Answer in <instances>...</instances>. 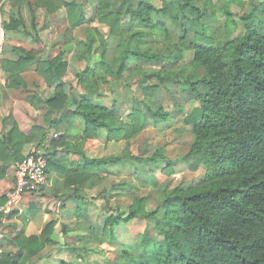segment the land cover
<instances>
[{
    "label": "trees",
    "instance_id": "trees-1",
    "mask_svg": "<svg viewBox=\"0 0 264 264\" xmlns=\"http://www.w3.org/2000/svg\"><path fill=\"white\" fill-rule=\"evenodd\" d=\"M200 1L120 0L116 5L113 0H98L97 23L108 27L109 36L119 40L120 60L106 59V39L102 37L100 41L93 33L100 34L99 28L91 29L89 38L77 43L78 60L84 61L86 66L75 76L71 74L63 54L52 60H42L45 46L38 36L33 11L32 29L36 31L37 45L18 44V60L3 61V71L8 74L13 88H27L20 74L33 64H37V73L46 83L56 84L54 97L45 102L50 113L61 111L65 114L70 109L67 105L71 106L76 101L77 107L71 113L82 122L80 141L68 140L72 138V133L67 131L52 138L50 143L54 149L64 147L67 158L68 155L79 156L76 166L72 164L75 169H67L62 165L66 159L62 158L61 162L48 155V150L45 155L49 163L48 175L50 170H56L65 177L67 187L74 186L68 189L66 197L84 200L82 208L75 205L74 209L75 217L85 218L83 207L88 198L82 192L103 178L108 167L128 160L125 156L92 158L88 153L98 145L102 131H105L109 142H129L140 135L150 122H168L170 114L154 100L153 93L148 91V83L156 78L166 88L165 82L171 77L166 68L149 72L145 68L135 69L136 74L141 76L139 84L144 89L146 113L141 108L135 109L128 125L118 121L112 109L95 104V99L100 98L103 86L118 82L130 85L129 81H124L125 74L132 72L127 62L140 65L141 61L150 64L171 61L175 57L170 49L173 29L170 30L167 20L179 27L178 42L174 45L176 55L181 57L185 52L192 53L193 64L204 73L175 81L197 104L183 120L186 127H193V143L183 160L193 172L203 167L205 176L195 187H177L166 194L160 207L162 212L148 213L146 198H136L126 218L110 216L103 222L105 234L114 242L118 240L116 230L121 225L139 218L154 224V230L163 237V242L159 243L144 234L138 243L142 259L130 254L121 257L124 264H264V34L255 28H248L243 36L222 47L217 46L215 37L207 35L208 28L203 24L206 9H201ZM207 1L210 4L213 0ZM154 2L160 3V7ZM250 2L252 11L242 19L254 25L256 0ZM29 4L30 0H8L12 9ZM3 5L0 0V13ZM262 7L264 13V4ZM35 8L44 9L48 16L66 9L71 29L95 22L76 2L35 0ZM137 24L151 29L146 33L131 31ZM194 24H202L203 27L195 30ZM23 25L22 19L14 18L4 24L7 32L17 31ZM155 33L168 42L164 47L168 54L154 53L152 47L146 50L138 46L139 40ZM97 42L99 47H95ZM96 53H100L97 68L102 66L105 76L93 80L94 70L90 64ZM110 78H113L112 82ZM66 86H70L69 95ZM154 87L159 89L158 85ZM79 88L83 91L77 92ZM73 94H76V100L71 98ZM57 122L55 119L54 124ZM32 142H35L34 136L24 135L18 124L8 138L0 141V182L13 164L25 158V147ZM37 142L38 148L45 145V136ZM159 160L166 167H172L173 163L159 152L147 161ZM43 191L44 188L41 193ZM110 195V192L102 194L106 206L110 204ZM5 202L6 197L0 198V204ZM59 225L58 219H55L38 234L28 236L26 232L19 233L12 239L17 251L1 254L0 264H38L34 259L47 248L63 247L55 238ZM65 225H60L61 232H67Z\"/></svg>",
    "mask_w": 264,
    "mask_h": 264
},
{
    "label": "rangeland",
    "instance_id": "rangeland-1",
    "mask_svg": "<svg viewBox=\"0 0 264 264\" xmlns=\"http://www.w3.org/2000/svg\"><path fill=\"white\" fill-rule=\"evenodd\" d=\"M119 1L113 0L116 5L119 4ZM71 2L81 4L88 13V17L95 22L71 29L69 21L66 22V9L56 14L57 17H55L56 15H47L44 24L37 25L39 38L45 46H51L52 49L45 52L42 60H51L62 52L71 74L75 76L82 72L86 66L84 61L78 60L75 42L77 44L79 40L85 41L90 36L89 30L99 28L101 36L96 32L93 33L100 41L102 37L106 39V59L118 62L120 60V51L118 52L117 49L119 40L109 36L108 27L97 23L98 0H71ZM263 4L264 0H256L257 10L253 17V20L256 19V23L254 25L251 21L242 19L243 17L246 18L252 11L250 0H213L210 4L207 0H202L199 6L203 10L206 9V18L203 24L208 28L207 35L214 36L215 44L222 47L226 43L246 34L248 28H255L259 33L264 34V13L261 11ZM154 5L160 7L161 4L154 2ZM4 6L5 4L2 8V15L4 18H8L11 13L5 11ZM25 7L31 10L33 8L32 0ZM33 11H29L28 14L31 16ZM29 20H31L30 17ZM167 24L170 26V30L173 29L171 31L173 42L170 49L175 53V57L171 61L165 60L160 64L141 61L140 65H135L133 61L127 62L126 64L132 72L125 74L126 79L124 81H129L130 85H122L121 82H118V84L113 83L101 87V96L97 100L95 99V104L112 109L118 121L123 124H130L129 117L135 109L141 108L146 113L145 104L143 103L145 100L144 89L139 84L141 76L136 74L137 70L135 69L145 68L149 72L166 68L171 77L170 81L165 82L169 89L167 90V87L165 88L156 78H153L149 80L148 86L150 87L148 91L153 93V98L155 97L154 100L158 101V105L170 114V120L161 124L150 122L140 135L129 142L125 140L109 142L105 131H102L98 145L88 153L89 156L92 158L125 156L128 160L123 164L108 167L103 178L96 181L92 188L82 192V195L88 198L85 200L87 203L83 207V210L86 211L85 218L75 217L74 209L75 205L82 208L84 200L69 199L67 201L65 204L68 206L69 211L67 217L62 216L63 218L58 219V221L60 225L66 224L68 230L66 233L61 232V226L59 225L55 232L56 240L63 247L60 249L58 247L47 248L42 255L34 259L38 264H124L123 261L121 262V257L130 256V254L136 259H142L138 250V243L144 234L156 242H163V237L154 230V224L139 218L131 223L121 225L116 230L118 240L114 242L105 234L103 222L110 216L126 218L136 198H146V211L148 213L157 210L162 212L163 209L160 207L166 194L177 187H195L204 179L205 169L203 167L193 172L183 160L193 143V127H186L183 120L185 115L192 112L197 104L183 91L180 84L175 83L177 80H184L189 76L195 78L197 75L201 76L204 73L193 64L192 53L185 52L184 56L181 57L176 55L174 45L178 42L179 27L172 24L170 20H167ZM194 27L195 30H200L203 25L194 24ZM149 29L151 28L146 25L137 24L134 25L131 31L146 33ZM35 38L36 31L31 26L24 28L16 37L17 40H14L15 42L11 44L13 46L10 49L12 51L15 45L22 46L23 43L29 44V46L34 45ZM56 38H60L61 41L57 42ZM62 38H65L67 43H64ZM73 43L74 46L69 45ZM137 43L139 47L146 50L152 47L154 53L168 54L167 50L164 49L168 42L160 34L155 33L151 37L139 40ZM59 45H62L63 48L58 47ZM95 47H99L98 42ZM10 49H7L9 53ZM99 55L100 53H96L93 62L90 64V68L94 70L93 80L105 76L103 69H101L102 66L97 68ZM29 68H33V71L36 70L37 72V64L30 65ZM5 76L4 73V78ZM93 80H89V82H93ZM112 81L113 78H110V82ZM154 85H158L159 89L156 90L157 88ZM78 90L77 92L83 91L80 88ZM51 92L54 96L55 90L53 89ZM66 92L69 95L70 86H66ZM41 93L42 91L19 92L17 102L20 106H23L26 101L34 109L40 110V102L43 104L46 102L45 98L40 97L39 94ZM71 98L76 100V94H73ZM75 103L76 101L71 106L67 105V108L70 107V109L65 114L57 115V119H62L61 123L74 118L71 110L73 111L77 107ZM55 114L51 113L49 116ZM59 127L60 125L57 126L58 131L56 132L63 131ZM70 130L74 131L75 128ZM158 152L173 163L172 167H166L167 165L160 160L158 162L147 161L151 160ZM103 192H110L111 194V201L108 206H106L104 197H102ZM41 217L37 222L43 228L45 222ZM34 230L37 229L34 227ZM70 248L77 251L73 252Z\"/></svg>",
    "mask_w": 264,
    "mask_h": 264
},
{
    "label": "crops",
    "instance_id": "crops-1",
    "mask_svg": "<svg viewBox=\"0 0 264 264\" xmlns=\"http://www.w3.org/2000/svg\"><path fill=\"white\" fill-rule=\"evenodd\" d=\"M66 1L68 3H72L71 0H66ZM1 2L5 4L4 6L5 11L11 13L8 18L5 17L6 22H8L9 19L14 18L15 20L22 19L24 23V25L20 26L17 31L7 32L8 38L5 46V51L7 53L4 51V61L5 60L16 61L18 60V56L20 53L17 52L16 45L14 49L11 51L10 48L11 46H13L11 44L17 40L16 37L24 28H29V26H31L32 28V14L30 16L28 14L29 11L31 12L32 10L35 11L36 25L44 24L43 22L47 14L44 9L35 8V0H32L33 8L31 10H29L28 7L12 9L8 5V0H1ZM65 14H66V22L68 23L67 11H65ZM40 16L42 17V19H40L41 18ZM29 17L31 18V20H29ZM55 17H57V15ZM62 39L64 43H67L65 38ZM85 40H87V38ZM56 41L59 42L61 41V39L56 38ZM36 45L37 43L34 40V45H30V46H36ZM69 45L74 46V43ZM75 46L77 53L78 49L76 42H75ZM58 47L63 48L62 45H59ZM7 49H10L9 50L10 53L7 51ZM50 49L51 46L50 47L45 46V52ZM61 54L62 52L59 55ZM41 58L43 59V57ZM33 70H34L33 68L28 67L23 73L20 74V77L23 78L25 84L27 85L26 89L23 87L13 88L11 86V81L8 80L9 76L5 72H4L6 75L5 78L0 80V141L8 138L15 124H18L21 132L24 135L34 136V140H35V142H32L25 147L24 150L25 156L33 148H38L37 145L39 144L37 140H40L42 137L45 136L46 139L45 145L42 144L41 147L38 149H41L42 151H44V153H46L45 151L48 150V155L55 156L57 159H60L61 162H62V158H64L63 160L66 159L65 162H62V165L66 166L67 169L69 170L71 168L75 169L76 164L80 160L79 156L68 155L67 158L66 156L67 152L64 147H56L54 149L53 147L51 148L50 143L53 141L52 138H54V135L61 136L67 131L73 134V135L71 134L72 138L68 140L75 143L79 142L82 132L81 121L75 118H71L67 122L61 123L62 119L61 120L57 119L58 117L57 115L62 114L61 111L55 112L56 113L55 115L49 116V114L51 113L48 111L47 106L41 102H40V107H41L40 110L34 109V107L30 103H26V101L23 106H20V104L17 102L18 93L22 91L23 92L31 91L32 93L33 91H42V93L39 95L40 97L45 98L46 101L54 97L51 94L52 93L51 91H53V89L54 90L56 89V84L49 85L48 83L45 82V80L42 77L38 75L36 70L35 71ZM55 119L58 121L56 124H54ZM58 125H60L59 127L60 129H63L62 132H56L58 131L57 130ZM73 128H75V130L71 131L70 129ZM74 136H78V137L73 138ZM0 162L2 161L0 160ZM17 164H13L9 168L5 179H3L0 182V198L7 197L8 192L14 187L15 170ZM72 164H75V166H73ZM0 165H2V163H0ZM73 187L74 186L72 185L70 187H67L65 177L60 176L56 170L53 169L50 170L48 175V182L46 187H44V191L38 194L33 193V194L25 195L21 203L22 213L16 211L9 217V222L6 228V235L4 239L0 240V256L3 253L17 251V247L13 244L12 239H14L19 233L26 232L28 236H30L31 234H38L41 231H43L46 225L52 222L53 220L67 217V213L69 211H68V206L65 204L67 203V201H69V198L66 197V194H68V189ZM40 217L43 218V222H45L43 228L37 222V220ZM34 227L37 229L36 231L34 230Z\"/></svg>",
    "mask_w": 264,
    "mask_h": 264
},
{
    "label": "built area",
    "instance_id": "built-area-1",
    "mask_svg": "<svg viewBox=\"0 0 264 264\" xmlns=\"http://www.w3.org/2000/svg\"><path fill=\"white\" fill-rule=\"evenodd\" d=\"M5 18L0 13V80L4 79L3 60L7 31ZM58 135H54L57 138ZM48 159L41 149L33 148L25 158L16 165L15 184L8 192L6 202L0 204V240L6 235L9 217L16 211L22 213L21 203L27 194L40 193L48 182Z\"/></svg>",
    "mask_w": 264,
    "mask_h": 264
}]
</instances>
